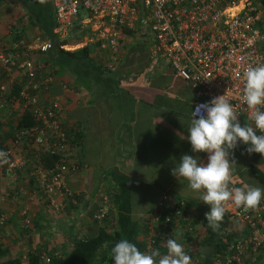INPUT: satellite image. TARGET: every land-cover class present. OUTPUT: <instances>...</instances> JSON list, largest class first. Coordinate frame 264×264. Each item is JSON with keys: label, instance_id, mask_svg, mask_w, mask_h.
<instances>
[{"label": "built area", "instance_id": "1", "mask_svg": "<svg viewBox=\"0 0 264 264\" xmlns=\"http://www.w3.org/2000/svg\"><path fill=\"white\" fill-rule=\"evenodd\" d=\"M49 4L54 21L52 33L58 38H67L75 25L90 32L79 42H65L60 48L72 50L94 45L93 51L104 52L107 66L112 68L120 61L122 46L131 42L123 28L133 29L137 24L139 33L136 37H147L148 55L160 59L191 90V116L197 105L210 104L212 99L225 95L236 109L238 120L251 123L249 110L240 100V92L244 68L248 64L264 63V53L258 47L262 36L257 27L260 16L264 15V3L254 0H49ZM13 46L42 53L50 48L48 41L27 47L23 39ZM26 51L21 58H18L20 54H15L17 62L12 54L0 51V66L8 77L6 82L12 81V68L24 77L19 91L20 107L27 109L33 119V123L21 128L17 137L2 150L9 160L2 169L7 178H13L17 172L24 173L18 197L31 198L36 194L38 200L58 210L63 203L56 202L55 197L75 201L66 186L65 173L77 172L80 164L71 143L74 137L65 121L63 95L50 93L52 80L48 70L28 58ZM59 88L61 93L72 91L64 82L59 83ZM26 149L60 154L68 159L67 164L60 168H45L39 161L27 164L17 154ZM107 201L106 195L101 193L97 208L89 218L97 222L104 219ZM167 201L168 195L160 194L143 220L145 252L156 249L154 238H162L169 224H179L176 223L178 218L191 228L190 216L181 201H176L159 221L158 212H163ZM225 214L230 224L223 228L224 234L233 232L237 237L234 240L223 238V253L215 254L206 264L239 262L244 250L253 257L264 254V200L256 209L247 211L229 203ZM18 215L21 225H28L31 208L21 206ZM3 221L4 217L0 216V223ZM43 259L48 262L47 257Z\"/></svg>", "mask_w": 264, "mask_h": 264}, {"label": "crops", "instance_id": "2", "mask_svg": "<svg viewBox=\"0 0 264 264\" xmlns=\"http://www.w3.org/2000/svg\"><path fill=\"white\" fill-rule=\"evenodd\" d=\"M31 4V0H0V46L11 44L14 31L23 32L21 38L27 47L48 41L40 38L34 19L31 23L29 10L34 7ZM34 53L41 54L40 51ZM120 57L119 63L112 68L107 66L106 57L93 58L96 62L106 63L108 71L103 85L90 82L84 88L73 81L72 87L66 84L72 92L61 93L59 83L67 81L68 77L60 80L59 76L51 75L50 93L63 95L65 121L81 132L79 144L74 147L80 168L75 173H65L66 186L74 194L76 202L73 204L57 196L55 201H61L63 206L55 210L47 202L38 200L36 194L31 198L18 197L23 172L0 180V216L5 220L4 226H0V247L5 249L0 261L9 257H18L23 261L28 251L37 248L43 254H62L70 248L74 237L92 234L98 226L108 224L92 221L89 214L94 210L99 195L112 190L111 170L128 177L131 216L138 223L145 220L162 193H167L169 202L185 201L191 228L171 224L159 239L158 246L161 248L168 239L175 238L187 253L185 231L196 229L199 217L210 212V206L201 201L200 192L192 191L187 181L172 175L173 168L185 154L198 158L205 166L208 162V153H194L187 139L191 90L167 67L162 70L156 67L142 71L126 70L122 69L126 63L123 49ZM147 70L150 72H145ZM14 72L15 79H21L20 72ZM106 77L110 78L106 80ZM5 113L15 116L9 107H6ZM238 121L241 126L246 123ZM86 143L93 145L86 146ZM17 154L22 155L20 152ZM257 155L253 159L255 163H247H253L264 172V157L259 153ZM239 159L238 141L237 147L230 152V162L234 160L236 165L233 182L236 187L243 183L255 186L246 171L248 164L241 166ZM24 205L31 208L30 232L20 226L18 209ZM161 254H167V250ZM212 256L211 246H198L201 260H209ZM254 264H264V254Z\"/></svg>", "mask_w": 264, "mask_h": 264}, {"label": "trees", "instance_id": "3", "mask_svg": "<svg viewBox=\"0 0 264 264\" xmlns=\"http://www.w3.org/2000/svg\"><path fill=\"white\" fill-rule=\"evenodd\" d=\"M254 1L257 3H264V0ZM31 3V7L34 5V7L30 8L29 10L31 23L34 19L39 27L40 38L47 39L49 46L55 50L53 55L41 52V54H44V57L47 61V64L44 68L48 70L50 76H59L60 80H62L63 77H68L67 81L63 80L62 82L66 84L69 83L71 87L73 81L79 85H83L84 88L88 87L90 82L92 84L103 85L105 81V75L108 71L106 63L102 61L101 63L96 62L93 58L95 57L96 59V57H104V52L95 50L93 51L94 45L92 46L89 44L72 50H64L60 48V45L65 42L75 44L79 42L83 36H89V29H81L75 25L72 28V31L74 32L73 35L70 37L68 36L65 39H60L52 33L54 21L49 0H31ZM258 24L259 23H257V25ZM123 30L125 34L132 40H135L133 38H135L139 33L137 24H134L133 29L126 27L125 29L123 28ZM22 34L23 32L21 31L12 32L11 44H3L0 46V51H4L6 53L8 52V54L14 53L12 54V57H14L13 59L16 62L18 60L15 58V54L18 53L21 55L24 51H26L23 47L13 46V44L17 43L19 39H22ZM134 35L135 37H133ZM126 45L129 44L125 43L122 48H124ZM7 50H10L12 53H9ZM260 50H262L264 53V49ZM28 51H26L27 57L31 60H34L33 57L36 54L34 52L37 51ZM14 71L15 68H12V72ZM19 75L21 79H15L12 73L11 83H7L6 81L8 77L5 75V71L0 66V85L4 86V90L0 89V151L9 146L12 139L16 138L19 134L21 128H27L33 123L30 112L27 109H21L20 107L19 91L20 88H22L24 77L20 73ZM107 78L110 77H106V80H108ZM40 94H43V91H41ZM6 107H9L12 115L15 116L10 117V115L5 113ZM68 126L69 133L74 137L71 140V143L76 147L79 144L81 132L72 124H69ZM19 152L22 153L21 156L27 161V164H30L31 162L33 163V161H39L45 168H60L62 165H66L68 160L66 157H62L60 154H49L41 151H34L33 149L20 150ZM34 157H36V160ZM246 169L251 179L255 181L261 188H264V172L252 163L248 164ZM5 178L6 176L3 173L2 166H0V180H4ZM109 178L110 182L113 183V188L112 190L108 189L103 192L108 200V211L104 215V219L99 221L108 222V224L104 225L105 227L98 226L97 230L92 234L86 236L83 235L77 238L74 237L71 240L70 248L62 254H54L53 252L50 254H43L42 250L37 248L28 251L25 254L23 261L18 257H9L2 259L0 264H113L110 256L111 248L115 246V244L121 239H127L130 243L136 245L141 252H145V222L143 221L142 223H138L131 216L129 179L125 174H122L117 170L109 171ZM234 184L235 183L233 182L232 185L237 186ZM177 201H181L185 207L186 204L183 199H179ZM173 204H175V202H166L163 212H158L159 221H161L164 215L172 209ZM97 205L98 203L96 202L94 210L97 208ZM112 208L114 211H112ZM152 209L150 211H152ZM226 216L227 215L224 214L223 221L219 225V230L215 232L210 227H208L205 215H201L199 217L197 222L198 226L196 229L192 230L191 232H187L189 230L185 229V233H187L186 240L188 242L187 254L191 257L192 264L209 263L215 254L223 253V238H228V240L236 239L237 235L235 233L230 232L229 234L225 235L223 232V228L230 224ZM91 220L97 222L96 220ZM30 222L31 220H29L28 225L23 226L21 225L20 221V226L25 230H29V228L32 227V222ZM4 223L5 220L0 223V226H4ZM176 223H179L183 228L186 226L185 222H183L181 218H178ZM170 225L171 224L166 227V230ZM158 244L159 239L154 238V247L156 250L159 249L161 253H165L166 247L163 246L159 248L160 246H158ZM199 245H207L213 248V256L209 260L203 261L198 257ZM4 253L5 249L0 247V256ZM261 254L262 253L253 257L244 250L243 254L241 255V261H232L230 264H254ZM43 257H47L48 262H45Z\"/></svg>", "mask_w": 264, "mask_h": 264}, {"label": "clouds", "instance_id": "4", "mask_svg": "<svg viewBox=\"0 0 264 264\" xmlns=\"http://www.w3.org/2000/svg\"><path fill=\"white\" fill-rule=\"evenodd\" d=\"M243 81L240 100L249 110L251 123L240 125L236 109L225 95L212 99L210 104L197 105L187 139L194 153H208L207 165L185 154L172 170L173 176L187 181L188 187L200 192L201 201L210 206L205 219L214 232L219 230L229 203L247 211L256 209L264 200V188L248 183L232 186L236 165L234 160L230 162V152L238 141L249 145L248 153L264 157V63L248 64ZM8 163V154L0 151V166ZM165 247V255L156 249L141 252L127 239H121L111 248L110 256L113 264H192L177 239H168Z\"/></svg>", "mask_w": 264, "mask_h": 264}, {"label": "rangeland", "instance_id": "5", "mask_svg": "<svg viewBox=\"0 0 264 264\" xmlns=\"http://www.w3.org/2000/svg\"><path fill=\"white\" fill-rule=\"evenodd\" d=\"M263 17V19H262ZM259 24L257 25V27L259 28L260 34L262 36V40H260L258 42V47L260 49H264V15L260 16V22H258ZM74 32L72 31V29L69 31L68 36L70 37L71 35H73ZM67 36V37H68ZM135 37V35L133 36ZM147 37L142 38H138L135 37L131 42L129 43V45H126L123 48V58L125 60V65H123L122 69H126V70H144V69H151V68H158L159 70L164 69V67L166 68V66L163 65L162 61H160V59L158 58H151L148 55L147 52V47L145 46V43L147 44ZM133 44V45H132ZM142 45V46H140ZM262 51V50H261ZM35 61H40V64H43L44 66H46L47 61L45 59V57L39 53H36L35 56L33 57ZM145 72H150V70H147ZM179 82V81H177ZM4 90V86L3 89ZM72 92V91H71ZM93 144H88L86 143V146H90ZM249 147V145H245L243 143L240 142V159H239V163L241 166L245 165L247 162H254V158H256L258 155L257 153H248L246 151V149ZM92 149V148H91ZM245 154V155H244ZM255 163V162H254ZM248 164V163H247ZM253 164V163H252ZM247 176V179L249 178L247 174H245ZM251 182L253 184H255V186H259L255 181H253L251 179ZM70 191V190H69ZM76 201L72 202L73 204ZM29 228V232L31 231ZM36 241V239L34 240Z\"/></svg>", "mask_w": 264, "mask_h": 264}, {"label": "water", "instance_id": "6", "mask_svg": "<svg viewBox=\"0 0 264 264\" xmlns=\"http://www.w3.org/2000/svg\"><path fill=\"white\" fill-rule=\"evenodd\" d=\"M54 52H55L54 48L51 47L47 50V54L49 55H53Z\"/></svg>", "mask_w": 264, "mask_h": 264}]
</instances>
